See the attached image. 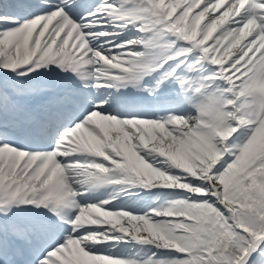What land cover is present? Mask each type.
Here are the masks:
<instances>
[{"label": "snow or ice", "instance_id": "obj_1", "mask_svg": "<svg viewBox=\"0 0 264 264\" xmlns=\"http://www.w3.org/2000/svg\"><path fill=\"white\" fill-rule=\"evenodd\" d=\"M0 264H264V0H0Z\"/></svg>", "mask_w": 264, "mask_h": 264}, {"label": "clouds", "instance_id": "obj_2", "mask_svg": "<svg viewBox=\"0 0 264 264\" xmlns=\"http://www.w3.org/2000/svg\"><path fill=\"white\" fill-rule=\"evenodd\" d=\"M198 115L203 117L204 122L210 128L216 130L215 126L219 123V110L213 102H206L205 106L199 110Z\"/></svg>", "mask_w": 264, "mask_h": 264}]
</instances>
